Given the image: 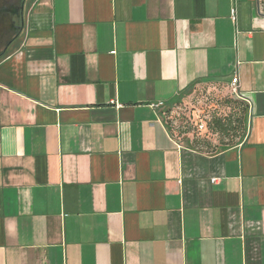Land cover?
<instances>
[{"label": "crops", "instance_id": "crops-1", "mask_svg": "<svg viewBox=\"0 0 264 264\" xmlns=\"http://www.w3.org/2000/svg\"><path fill=\"white\" fill-rule=\"evenodd\" d=\"M25 5L0 59V264H264V3ZM202 85L245 106L211 153L163 113Z\"/></svg>", "mask_w": 264, "mask_h": 264}, {"label": "trees", "instance_id": "trees-1", "mask_svg": "<svg viewBox=\"0 0 264 264\" xmlns=\"http://www.w3.org/2000/svg\"><path fill=\"white\" fill-rule=\"evenodd\" d=\"M200 88H211L215 91L227 90L228 92L224 94V98H218V100L223 101L230 107L231 110L229 114L222 117L214 113V111H216V106H207L206 103H204V105L197 104L200 101L197 97V92ZM197 108L201 109V113L199 115L196 113ZM175 109L179 110L180 113L179 115H177V113V116L171 115L172 111ZM163 113L165 121L170 127L171 133L175 137L180 138L182 136L189 135L190 143L194 147L209 153L224 149L227 146L239 142L246 129L244 103L237 97L232 96L229 88L221 86L202 85L197 87L194 89L193 98L188 103H175L174 106L165 109ZM176 117L177 120H180V122H177V125L173 124ZM199 123L204 124L202 130L198 129ZM195 128L198 129V134L203 136L197 137L192 131ZM213 132L222 136H232V138L235 137L236 140L233 142H221L214 148H210L209 150L205 149L204 147L209 146L207 141L208 138L206 137H208V135Z\"/></svg>", "mask_w": 264, "mask_h": 264}, {"label": "flooded vegetation", "instance_id": "flooded-vegetation-1", "mask_svg": "<svg viewBox=\"0 0 264 264\" xmlns=\"http://www.w3.org/2000/svg\"><path fill=\"white\" fill-rule=\"evenodd\" d=\"M26 19L24 0H7L0 6V58L20 42Z\"/></svg>", "mask_w": 264, "mask_h": 264}, {"label": "rangeland", "instance_id": "rangeland-1", "mask_svg": "<svg viewBox=\"0 0 264 264\" xmlns=\"http://www.w3.org/2000/svg\"><path fill=\"white\" fill-rule=\"evenodd\" d=\"M7 2V0H0V6L5 4ZM24 2H26V0H24ZM262 3H264V0H261ZM228 91L227 90H219V91H215L214 89H211V88H200L197 92V97H198V100L199 103L197 104H203L206 103L207 106H216V111H214L215 114L217 115H220L222 117L226 116L227 114H229L230 112V107L228 105H226L223 101H219L218 98H224V94H226ZM202 102V103H200ZM205 105V106H206ZM206 106V107H207ZM178 113V114H177ZM179 115V110L175 109L172 111L171 115ZM176 115V116H177ZM177 122H180V120H177V117L176 119L174 120V123L175 125H177L178 123ZM198 129L199 130H202L199 128L198 126ZM198 129H193L192 131L194 132V134L197 136V137H200V136H203V135H199L198 134ZM208 138L207 141L209 143V146H206L204 147L205 149H210V148H214L216 146H218L219 143L221 142H233L236 140V138H232V136L230 137H227V136H222L218 133H210L208 135ZM232 139V140H231Z\"/></svg>", "mask_w": 264, "mask_h": 264}, {"label": "built area", "instance_id": "built-area-1", "mask_svg": "<svg viewBox=\"0 0 264 264\" xmlns=\"http://www.w3.org/2000/svg\"><path fill=\"white\" fill-rule=\"evenodd\" d=\"M34 1H37V0H34ZM238 77L236 75H234L231 80H230V86H231V93L235 96H239L238 94ZM158 105H162V102H159L157 104ZM196 113L199 115L201 113V109L200 108H197L196 109ZM204 127V124L203 123H199V128L200 129H203ZM217 180V178H211V182H215Z\"/></svg>", "mask_w": 264, "mask_h": 264}]
</instances>
